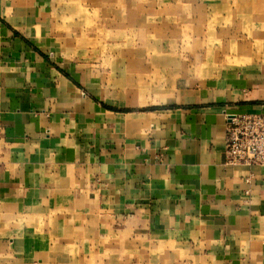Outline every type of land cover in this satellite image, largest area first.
Wrapping results in <instances>:
<instances>
[{
  "label": "crops",
  "instance_id": "0c3cea01",
  "mask_svg": "<svg viewBox=\"0 0 264 264\" xmlns=\"http://www.w3.org/2000/svg\"><path fill=\"white\" fill-rule=\"evenodd\" d=\"M13 1H0V264H264V166L225 156L226 115L264 113V65L122 94L90 61L50 55L42 0Z\"/></svg>",
  "mask_w": 264,
  "mask_h": 264
},
{
  "label": "rangeland",
  "instance_id": "374dc122",
  "mask_svg": "<svg viewBox=\"0 0 264 264\" xmlns=\"http://www.w3.org/2000/svg\"><path fill=\"white\" fill-rule=\"evenodd\" d=\"M40 5L52 14L46 17L56 43L50 55L72 67L90 61L122 94L128 88L171 93L183 75L208 77L228 67L264 65V0H42Z\"/></svg>",
  "mask_w": 264,
  "mask_h": 264
},
{
  "label": "built area",
  "instance_id": "2783aa9c",
  "mask_svg": "<svg viewBox=\"0 0 264 264\" xmlns=\"http://www.w3.org/2000/svg\"><path fill=\"white\" fill-rule=\"evenodd\" d=\"M226 162L264 166V113L226 115Z\"/></svg>",
  "mask_w": 264,
  "mask_h": 264
}]
</instances>
